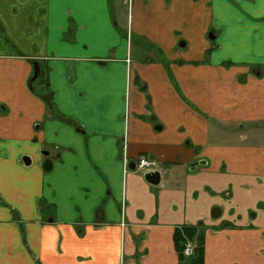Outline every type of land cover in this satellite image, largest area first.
Returning <instances> with one entry per match:
<instances>
[{
  "label": "crops",
  "instance_id": "1",
  "mask_svg": "<svg viewBox=\"0 0 264 264\" xmlns=\"http://www.w3.org/2000/svg\"><path fill=\"white\" fill-rule=\"evenodd\" d=\"M182 226L264 264V0H0V264H180Z\"/></svg>",
  "mask_w": 264,
  "mask_h": 264
},
{
  "label": "trees",
  "instance_id": "2",
  "mask_svg": "<svg viewBox=\"0 0 264 264\" xmlns=\"http://www.w3.org/2000/svg\"><path fill=\"white\" fill-rule=\"evenodd\" d=\"M40 97L46 105L50 106V92L46 95L42 92H39ZM187 242H190L194 246L193 255L186 257L183 255V249ZM174 243L178 251L180 264H183V261L189 260V264H203V233L199 231L196 227L182 226L176 229L174 235ZM185 261V263H186Z\"/></svg>",
  "mask_w": 264,
  "mask_h": 264
},
{
  "label": "built area",
  "instance_id": "3",
  "mask_svg": "<svg viewBox=\"0 0 264 264\" xmlns=\"http://www.w3.org/2000/svg\"><path fill=\"white\" fill-rule=\"evenodd\" d=\"M136 168L138 169V171H141V172L157 171L156 163L153 160L146 158V157H139L137 159ZM124 225L125 224L122 223V226H124ZM193 250H194L193 244L190 242H187L186 245L184 246V249H183V255L186 257H189V256L193 255Z\"/></svg>",
  "mask_w": 264,
  "mask_h": 264
},
{
  "label": "water",
  "instance_id": "4",
  "mask_svg": "<svg viewBox=\"0 0 264 264\" xmlns=\"http://www.w3.org/2000/svg\"><path fill=\"white\" fill-rule=\"evenodd\" d=\"M38 71H39V67H38L37 63L35 62L33 64V77H32V79H34L37 76ZM255 73L257 74V71H255ZM50 166H51L50 161L48 159L45 160L43 163L44 170H49ZM144 179L150 184L157 185L160 181V174L158 171L146 172L144 174ZM215 210L216 209L213 210V213H212L213 215H216L218 213V210H216V211Z\"/></svg>",
  "mask_w": 264,
  "mask_h": 264
},
{
  "label": "flooded vegetation",
  "instance_id": "5",
  "mask_svg": "<svg viewBox=\"0 0 264 264\" xmlns=\"http://www.w3.org/2000/svg\"><path fill=\"white\" fill-rule=\"evenodd\" d=\"M32 77H33V73H32V76L30 77V79L28 80V87H29V89H32L33 88V85H34L35 81H36V83H38V85L40 83H42V81H40V70L38 71L37 76L34 79H32ZM42 85H43V89H42L41 92L43 93L44 92V89H46V84L44 83V81H43ZM37 89H38V86H37ZM47 93H48V91H47Z\"/></svg>",
  "mask_w": 264,
  "mask_h": 264
},
{
  "label": "rangeland",
  "instance_id": "6",
  "mask_svg": "<svg viewBox=\"0 0 264 264\" xmlns=\"http://www.w3.org/2000/svg\"><path fill=\"white\" fill-rule=\"evenodd\" d=\"M9 44H11V39H9ZM40 81H42V83H43V81H44V77L42 76V78H41V80ZM42 83H40L39 84V89H43V85H42ZM34 87L36 88V91H37V86H36V81H35V83H34ZM45 95L47 94V90L46 89H44V92H43Z\"/></svg>",
  "mask_w": 264,
  "mask_h": 264
}]
</instances>
